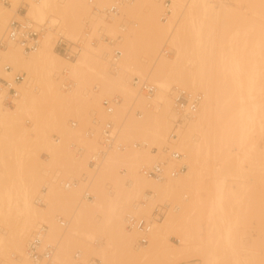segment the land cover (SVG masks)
I'll use <instances>...</instances> for the list:
<instances>
[{
  "label": "rangeland",
  "instance_id": "374dc122",
  "mask_svg": "<svg viewBox=\"0 0 264 264\" xmlns=\"http://www.w3.org/2000/svg\"><path fill=\"white\" fill-rule=\"evenodd\" d=\"M28 1L29 0H16L13 5L12 0H8L9 5L0 4V7H3V9L10 7L12 4V12L16 10L20 15H22L21 17H12L13 13H11L10 16L6 18L4 26L1 29L2 31H0V37L3 35L5 26L11 18L19 21L28 19V21H31L36 27L44 25L46 29L43 32L39 48L42 47L41 45L44 43L43 40L49 36L51 51L60 57L59 63L55 68L56 71L54 70L53 73L56 88L62 93H78L76 94V100L69 101L64 104H58L54 96L46 88H41L36 77L31 80L25 75L23 78V87L29 90L31 93L30 95H34L39 99V106L41 107L42 113H45L47 116H50L52 113L55 116L53 123L55 122L56 126L55 124H53V126L49 123L44 125L46 138H49L51 141L47 144H43V146L42 144L40 146L38 145L34 148L35 153H32V157L30 156V163H32L33 167L35 166V176H38V179L35 177L37 181L35 180L36 185L32 190V200L34 206L41 210L35 217L33 225L22 241L20 248L21 251L23 250L28 236L32 233L37 224L40 223L45 224L48 227L46 236L47 239L58 243L55 264H73L74 261L71 259V255L77 249L81 251V259L84 261L96 258L99 260V264H105L97 254V251H90L86 255L82 252V247L87 246L89 249L99 250L100 246L105 245L103 242L104 240L112 241V243L110 241L109 243L112 244L111 246L113 248H106L108 252L111 251L113 254L112 256H116L113 257V262H110L112 264H264V0H206L207 8L205 10L202 9L198 0H170V12L165 16V18H161L163 11L161 0H154L151 3L152 5L149 4V6H144L139 12H131V14L128 13L122 15L117 13L119 16L115 15L113 21H110V24L106 21L108 18H106V20L104 19L105 24L100 23L97 18L100 14H97L98 16H94L96 14L92 13V15L94 14V17H92L90 14L80 13L75 4H73L72 0H70V6L67 0H63L61 3L68 5V8L70 7V13L68 11L67 16L72 17V19H74L77 23L73 34L67 27L63 25L61 26L60 22L52 23L49 21L51 17H55L54 14H45L43 19L33 17L28 12L29 2L32 0ZM33 1L35 2L37 0ZM56 1L59 2V0ZM84 1L86 2V0ZM94 2L95 0H93V3L89 4L90 7L94 6ZM24 11H26V14ZM189 19L195 21L194 24L199 26L197 30L198 32H192L188 24ZM151 20L155 21V23H161L162 25L170 22V29L166 33L162 30H159L161 32H156L158 31V28H155L157 25ZM111 24L114 28L108 26ZM110 28L113 29L111 30ZM85 29H88L90 36L95 38L96 41L93 44L88 42L84 43L76 58L71 60L72 62L76 61L84 50L89 53L90 58L86 63L80 65V68L82 67L81 72L84 79L79 85V81L75 73L72 69L70 71L69 67L65 65L66 60H64V58L56 52L54 44L59 34H62L63 37L69 40L75 41L82 36ZM176 30L183 33L182 35L188 43V47L190 49L188 57L195 58L194 62H185L184 67H193L194 65L203 62L204 74H209V76L211 74L212 81L214 82L218 81L216 79H219L221 74L219 66L222 63V60L228 63H232L233 61L238 62L241 66V68H239L241 69V72L245 69L244 73L245 71L247 72L246 69H249V72H251V68H254L255 73L253 72V74L251 72V75L253 74V76H250L249 72L245 74H240V71L238 72L239 76L247 74L246 76L250 79L249 81H251L250 77H255L252 78V82H254L253 84L248 81L251 83V87L248 82H245V84L243 83L242 85V81V86L240 88L241 95L243 96L242 103H244L246 107L248 106L247 111L251 109L250 105H252V110L250 111H253V108H255L253 107L254 104L256 106L254 112L250 114L252 116L254 114V116L249 118V121H253L251 123L248 122L252 126L251 128L250 126L248 127L249 132H246L245 137L242 135V137L240 136L241 140L244 138L240 144L239 138L236 137L239 131H236L233 127L231 130L233 141L224 147L221 146V149H218V134H216V136L213 134L209 135L208 152H205V145L203 146L201 143L199 144L203 150L199 155V168H197L195 174L193 175L194 179L192 183L186 189H182L178 193L168 197L152 196V198H149L147 197V195H151V192L149 191H145L147 195L137 193L135 197H132L134 199H129L126 212L124 209V211L121 212V217H123L121 221L123 222V228L121 232H118L117 228H114L116 226H113L114 219H110L113 216L107 207L108 199L113 202L115 200L114 182L111 181L110 178H101L96 176V172H98V168L101 166L106 155L109 152L117 151L106 152L102 158L97 160L93 167L89 164L90 156L101 148L99 145V138H97L98 124H101L102 121L108 119L100 106V99L102 97L111 96H118L120 98V105L116 107L119 110L117 112V116H119L118 120L114 122V126L118 131V137L121 142L125 145H130L131 143L137 141L146 140L149 142L147 138L142 136L138 137L137 134H129L131 137L122 134L121 136L120 127L122 123L127 120L126 118L131 116V114L133 118L139 119V117H136L135 115L136 110L139 111L141 117L143 116V111H150V113H156V111H159L160 104H158L159 100L157 93H159L162 88L154 80H152V77L150 76V69L152 70V66L160 58L171 59L175 56V49L172 46L170 38ZM128 32L140 33V38L138 37L132 45L127 44L126 46H123L122 37L125 36V33L128 34ZM236 32L237 35H235ZM261 34L262 36H260ZM104 36H107L109 39L114 41L112 43L106 42L103 38ZM255 36L259 39V41L261 40L262 45H260V47L262 50L260 49L261 56L259 55L260 53H258L259 56L257 55L253 58L251 55L254 53L250 54L249 52L251 51L248 50L251 49V46L250 48L248 47L249 44L253 42V40H250L251 38L258 41ZM155 43L157 44L155 45ZM149 45L152 46L150 47ZM154 47H157L156 50H152ZM114 48L119 49L121 51V55L116 65L112 66L109 61V56ZM255 53L257 54V52ZM94 56L97 58H94ZM124 61H127L129 64L128 67L123 66ZM238 63H236V65H238ZM3 64H6V62L1 63L0 65V70L2 72ZM13 70L20 71L18 69ZM62 70L66 71V77L72 82L70 89L65 90L60 86ZM1 71L0 77L8 78L10 76V74H6L4 72L1 73ZM228 74L232 79V75H230V73ZM103 75L105 76L104 78ZM108 76L111 78L110 80L112 82L109 80ZM134 77L157 86L158 90L154 97L155 101L153 100L150 106H148L145 100L137 93V90L130 85V82L132 83ZM119 79L121 80L119 81ZM240 79L243 80L242 78ZM113 80L116 82L115 84L113 83ZM166 80H172V77H168ZM100 81L102 84H100ZM117 81H119V83ZM226 81L228 85L230 83L232 85L233 83L232 80L230 81V78H226ZM103 82L106 83L104 86ZM108 83L113 84L110 85ZM124 83L125 85L131 86L135 90L136 94L142 98V100L137 102L134 99L132 100L128 98L125 95ZM121 84L123 86H120ZM246 84L249 85L250 88H247L248 86H246ZM174 85L202 93V91L198 89L174 83H171L169 88ZM168 89L166 94H168ZM78 94L80 96H78ZM229 95L231 96L227 99L228 104L233 107H238L240 102L237 94L228 93V96ZM203 101L204 96L200 107L202 106ZM14 104V101L11 105L3 103L6 108L10 109L15 106ZM152 106L153 108H150ZM200 107L198 111L200 110ZM29 113L31 114L32 112ZM172 115L173 116L164 132V140L161 142L160 146L154 147L157 148L158 152H161L163 147L172 144L177 150L181 151V153L185 156V163L188 164L190 153H192L191 145L189 144L182 147L180 145V141L182 139L181 135H185V130L189 122L178 125V128L175 130L176 139L171 140L169 139V133L171 132L173 121L175 120L173 112ZM21 119L22 124L27 129H30L33 126V119L29 114L22 115ZM209 120L212 129L217 125L215 115L213 113L210 115ZM72 121L75 122L74 126H71L70 124ZM93 121L95 122L93 123ZM112 121H114V118ZM57 124H59V126H57ZM88 128L95 131V138L94 136L92 137V140L96 139L95 141L97 144L95 149L88 147L87 142L91 140V138L89 139V137L84 135V131ZM190 132V141H193V144H196L197 141L200 142V137L198 136L201 134L199 135L196 130ZM14 143L15 145L13 147V151H11L13 149L10 146L11 142H5L3 144L0 158V183L1 181H4L5 183L8 180V185H13L12 187L16 188L19 183V177L22 176L27 178L30 172H28L29 169H27L25 164L18 165L20 162V153L18 151L19 145L17 140H15ZM71 144H74V146ZM150 144L148 143L146 147L148 150L152 147ZM76 147H79L80 151L77 152ZM51 149H53V153L58 151L56 153L59 157L58 163H56L54 159L50 158V154L48 152H51ZM143 149L145 148H132L131 146H128L123 151H142ZM34 156L36 157L34 158ZM153 157L154 155L152 154L148 162H150ZM81 162H83L87 168H84ZM141 163L137 166L139 167ZM171 165L172 164H170V166ZM115 170L121 181L123 179V187L128 185L126 179L128 177V171L126 166L118 164L115 166ZM17 174L20 176L17 177ZM14 177L17 180H14ZM52 180L55 182H52ZM73 180L76 182L75 186H71L68 189L63 188L62 182H71ZM97 180L100 181L97 182ZM11 182L13 183L11 184ZM14 182L16 183V186L14 185ZM3 184L1 183L2 186ZM4 185H7V182ZM42 187L45 188L44 194H41L43 196L44 204L37 205L34 203L35 197L40 194ZM75 188L79 190L77 193L78 197L76 196L75 200H70V198L56 201L50 200V192L52 191L68 192ZM91 188H94L99 193ZM85 191L89 192L91 196L85 198L83 196ZM116 200L114 202L115 207L116 204L117 206L120 205V201L118 199ZM162 204L168 206L167 211L160 218V220L152 223L145 245L138 246V234L133 230L126 229L125 216L127 214H133L148 217L155 206ZM132 205H135V208H133ZM174 206L177 208H174ZM117 208H114L113 212L118 211ZM11 210H13V208ZM80 212L87 218L92 215L91 220L89 219V223L94 221L93 224H95L100 223L101 221L107 228H103V224L100 223V229L102 230L92 231L93 236L90 235L91 237H89V234L86 233L85 235L88 236L87 238L84 233H82L78 235L75 240L73 238L69 239L70 237H67V232L68 229L70 232L72 217L78 213L81 214ZM10 214V219H7H9V222L14 220L13 222L11 221L12 225H10L15 226V223L18 224V222H16V220L18 221L16 211L14 214L11 212ZM106 214L108 216H106ZM169 216L173 218L178 217L179 219L165 227V242L156 243L154 240L150 242L149 236L153 235L152 237L154 238L158 234V230L162 227H160V223H162ZM57 217H61L64 221H66L67 227L65 229L58 226L56 222ZM107 220L110 221V224L108 223L110 226H108L105 222ZM10 225L5 223L4 225L2 224L1 227L8 228ZM13 227H11V230L10 227L7 230L12 231L15 228ZM129 232H132L133 235V240L131 241L132 244H130L131 250H128L124 246L123 242H121V234L126 236ZM228 233V238H230L228 239L229 241L226 239V236H228L226 234ZM182 234L187 235V240L190 236L188 245L182 253L178 254L176 257H172L171 253L174 249L173 245L182 246V240L184 239L182 238ZM70 240H74L76 245L72 244L73 242ZM76 240L78 242H76ZM152 245H155L157 248L154 246V249ZM158 246H160V248ZM152 249L154 251H150ZM66 250H68L67 259L63 258L64 255H62V252L64 253ZM17 251L18 250L16 248L8 245L1 249L0 263L6 264L11 262V254L16 255L18 254ZM135 251H147L150 254H147L148 256L145 255L143 258H138L135 255Z\"/></svg>",
  "mask_w": 264,
  "mask_h": 264
},
{
  "label": "bare ground",
  "instance_id": "6f19581e",
  "mask_svg": "<svg viewBox=\"0 0 264 264\" xmlns=\"http://www.w3.org/2000/svg\"><path fill=\"white\" fill-rule=\"evenodd\" d=\"M15 1L16 0H12L13 5H14ZM67 1H68L69 6H70V0H67ZM152 1H154V0H133L132 2H129L127 4H123L119 8L118 14L122 15V14H128V13L131 14V12H134V13L139 12V11H141V9L144 6H149V4L152 5L151 4ZM198 1L200 2L202 9L205 10L207 8L206 0H198ZM61 2H63V0L62 1L59 0V2L56 0H37L34 2L32 0L29 2L28 12L33 17H35V18L38 17L40 19H43L45 14H54L55 17L50 16L51 18L49 19V21L52 23L53 22L54 23L60 22L61 26L63 25L65 27H67L68 30L73 34L75 29H76L77 23L74 21V19H72V17L67 16V12L69 11V13H70V7L68 8V5H66L65 3L62 4ZM72 2H73V4H75V6L77 7V9L79 10L80 13L90 14L92 17L98 16L100 14L99 17H97L98 21L100 23L105 24L104 19L106 20V17L102 13H100L99 11L94 10L93 6L90 7V5L88 3H86L84 0H72ZM107 4H108V0H95V2H94V6H96V8H100V9H102V7L104 8ZM11 5H10V7H7L5 9H3V7L2 8L0 7V31H2L1 29L4 26L6 18L8 16H10L11 13H13L12 17H21L22 16L16 10L12 12ZM209 6H211V5H209ZM24 12L26 14V11H24ZM92 13H95L96 15L93 14L94 15L93 16ZM189 13H190V11H189ZM115 15H117V14L112 15L110 18H108V20H106L108 22V24H110V21H113ZM117 16H119V15H117ZM156 19H157V17H156ZM27 21H28V19H27ZM151 21H153V20H151ZM107 22H106V24H107ZM194 22L195 21H193L192 19H189V21H188L189 27L192 30V32H194V31L198 32L197 30H198L199 26L198 25L196 26L194 24ZM153 23H155V21H153ZM155 24L157 25V27L155 26V28H158V31H156V32H161L159 30H162L163 32L166 33L170 29V22L166 23V24L164 23V25H162L161 23H157V22ZM108 26L113 27L112 24L108 25ZM113 28H110V29L112 30ZM121 29H122V27H121ZM155 30H157V29H155ZM130 32H128V34L125 33V36L122 37L123 38V41H122L123 46H126L127 44L132 45L138 37L140 38V36H139L140 33L138 34L137 32H132V33H130ZM237 32H238V30H237ZM237 32L235 33V35H237ZM157 34H160V33H157ZM182 34L183 33L178 32L176 30L172 34V37L170 38V40L172 42V46L175 49V56L171 59H169V58H166V59L160 58L159 59L158 58L159 60H157L154 63V65L152 66L153 67L152 70L150 69V72H151L150 76L152 77V80H154L162 88V90H160V92L157 93L158 94L157 97H158V100L160 102L159 103L158 101H156V102H158V104H160L159 111L157 112L155 110L156 113H154V112L150 113V111L149 112L143 111V116L141 118L139 117V119L133 118L132 114H131V116H128L126 118L127 120L124 123H122V125L120 127V135L122 134V135L131 137V135H129V134H137L138 137L142 136V137H145L148 139L149 142H147L145 140L147 142V145H148V143L149 144L151 143L150 145H152V146H160L161 142L164 140V132H165V130H166V128L170 122V119L173 116L172 115V107H170L171 101H170L168 94H166L167 89L169 88L171 83H174L177 85H182V86L183 85L189 86L193 89H198V90L202 91V93H203L202 95L204 96V101L202 103V106L200 107V110L195 114V116L185 122V123L189 122V124H188V126L185 125V126H187V128L185 130V135H181L182 139L180 141V145L182 147H185L186 145H189V144L191 145V152L192 153H190L189 163L187 164L186 172H184L183 174L178 175L174 178H167V179L162 180V181H155V180H151V179H148V178L141 176L137 170V167H138L137 165L139 163L148 162L150 157L152 156V153L148 150V148H145L142 151L141 150L140 151L139 150H125V151L109 152L106 155V157L104 158V160L102 161L101 166L98 168L99 170H98V172H96V174H97L96 176L101 177V178H110L111 181L114 182V184H113L115 187L114 197H115V200L118 199L120 201V205L118 204L119 206H117V204H116V207H115V203H114L115 200L113 202L112 200H109L107 198L108 199V206L107 207L109 208V210L111 211V214L113 216L112 218H110V217L109 218L111 220L114 219V221H113L114 225L113 226H116L114 228H117L118 232H121L122 228H123V222H121L123 217H121L122 216L121 212L124 210L126 212V207H127V204L129 203L128 202L129 199L130 200L134 199L132 197H135V195L137 193H142V194L147 195L145 193V191H149V192H151L150 193L151 195H147V197H149V198H152V196H165V197L167 196L168 197L170 195H174V194L178 193L182 189L183 190L186 189L192 183V181L194 179L193 175L195 174L197 168H199L198 167L199 155L202 153V150H203L199 144L201 143V145H203V146L205 145L204 146L205 152H208L209 151V148H208V145H209L208 144V137H209V135L213 134L214 136H216V134H218L217 135L218 136L217 139L219 140L218 149H221V146L224 147L228 143L233 141L232 140V134H231L232 133L231 130L233 129V127L235 128L236 131H239V133L237 132L238 134L236 137L239 138V140H240L239 144H240V142H242L244 140V138H242V140H241V137L242 136L245 137L246 132H249L248 127L250 126V128H251V126H252L249 123H251L253 120L249 121L250 120L249 118H252L254 116V114H253V116L250 114L254 112V109L256 108V106L254 104L253 107H255V108H253V111H250V110H252V105H250V107H251V109L249 108L250 112L247 111L248 106L246 107V105L244 103H242L243 96L241 95V92H240V88L243 85V83L245 84V82L247 83L250 80L248 78V76H246L247 74L244 75L245 79H244L243 75H240V76L238 75L239 71H240L239 72L240 74H243L245 69L241 72V69H239V68H241V66L238 62L233 61L234 63L235 62L238 63L239 66L236 65V63L234 64L232 62L233 63L232 64V63H228V62H225L222 60V63L220 65L221 67L219 66V70H221V74L219 76V79H216L218 81L214 82V81H212V75L211 74H210V76H209V74L208 75L206 73L204 74L203 62H200L199 64H196V65H194L195 64L194 63L193 67H189V66L187 68L184 67L185 62H194L195 58H189L188 57V54L190 53V49L188 47V43L185 41ZM260 36H262V34ZM250 40H253V42L251 43L252 45L249 44V47H248V48H250V46H251V49H248V48L247 49L249 51H251V52H249L250 54L254 53L251 56H253V58H254V56L258 55V53H260L259 55L261 56V51H260V49L262 50V48L260 47V45H262L261 40L259 41V39L257 37H256V40H258V41H255V39H253V38H251ZM43 41H44V43L42 42L43 43V45H41L42 47H40L36 52L31 53L30 55H24L21 52L20 48L14 44L8 45L7 47H5V49H0V65H1V63L6 62V64H9L13 69H18L20 71H23L25 73V75L28 78H30L31 80H32V78L36 77L40 83L41 88L42 87L46 88L54 96V98L58 104H64V103H68L69 101L76 100L77 99L76 94L78 92H73V93H64L63 92L62 93L60 90H58L56 88V84H55V80H54L55 78H54L53 73H54V70H55L57 64L59 63L60 57L51 51L50 43H49L50 42L49 36L46 37L45 40H43ZM258 42H260V43H258ZM262 42H263V40H262ZM156 44L157 43H155V45ZM253 47H254V49H253ZM156 48L157 47H154V48H152V50H156ZM255 52H257V54ZM89 58H90L89 53L84 50V51H82L81 55L76 59V61H74V62L66 61L65 65L69 67L70 71L72 69V71L75 73V75L79 81V85L84 79L83 78L84 76L82 77V72H81L82 67L80 68V65L83 63H86ZM94 58H97V57L94 56ZM232 60H234V59H232ZM96 61H97V59H96ZM127 61L123 62L124 67L129 66ZM202 61H204V60H202ZM188 65H189V63H188ZM246 70H247V72L250 71L249 69H246ZM3 72L1 71V73H3ZM247 72L245 71V73H247ZM251 72L252 73L254 72V68H251ZM251 72H249V75L253 76V74L255 72L252 75H251ZM228 73H230V75H232V79H231V77H229ZM227 74H228V76H227ZM105 76L107 77L106 74H105ZM105 76L103 75V78ZM241 76H243V77H241ZM168 77L169 78L172 77V80H169V81L166 80ZM108 78H109V76H108ZM226 78H230V81L232 80V82H233L232 85H231L230 81H229L230 84L228 85ZM240 78H242L243 80H241ZM250 78H251V81H249V82H251L253 84L254 82H252V78H255V77H250ZM110 79L111 78H109V80ZM27 80H29V79H27ZM116 80H117V78H116ZM120 80L121 79H119V81ZM119 81H117V82L119 83ZM253 81H254V79H253ZM25 82H28V81H25ZM74 82H75V80H74ZM241 82H242V85H241ZM249 82H248V84H250V87H251V83H249ZM113 83L115 84L116 82L113 80ZM100 84H102L101 81H100ZM104 84H106V83L103 82V86H104ZM108 84H110V83H108ZM112 84H110V85H112ZM122 84L120 86H123ZM124 85H125V83H124ZM130 85L136 89V86H134L131 82H130ZM131 86H128V85L124 86L125 95L128 98H130L132 100L134 99L135 101L139 102V100H142V98H140V96L138 94H136L135 90ZM246 86H248L247 88H250L249 85L246 84ZM17 88L19 91V97L16 100H13L15 102V104H14L15 106H13V108H11V109L6 108L3 105V103L0 101V158H1V152H2V148H3V144L5 142H11L10 146L13 148L15 145L14 141L17 140L18 145H19L18 151L20 153V162L18 163V165L19 164H25L27 166V169H29L28 172H30V173L27 176V178L22 177V176L17 174L18 175L17 177H19V176L20 177H19L18 186L16 188L12 187L13 185L12 186L8 185V180L6 181L7 185H4L6 183V182L4 183V181L3 182L1 181L2 184L4 183L3 186L0 183V227L2 224L4 225L5 223L10 225L11 221L12 222L14 221V220H11L9 222V219L11 217V216H9L10 212L12 214H14V212L16 211V215L18 216V221L16 220V222H18V224L15 223V226L13 225L15 228L13 226H11L12 224L9 226L10 230H11V227L14 228L12 231L7 230V229H9V227L6 228L7 225L4 228L3 227L0 228V250L3 249L4 247H6L7 245L13 246L14 248H16L18 250L17 253L19 255H22L23 250H24V247H23L22 251L20 249L22 241H23L24 237L26 236V234L29 232L31 226L33 225V221L35 220V217L40 213V210H41V209L34 206L33 200H32V190L36 185V181H37L36 179H38L37 178L38 176L37 177L35 176V174H36V172H34L35 166L33 167L32 163H30V160H31L30 156L33 155L32 153H35L34 148H36L38 145L40 146L42 144V146H43V144H47L48 142L51 141V140H49V138L48 139L46 138L44 125H46L48 123L52 124V125L55 124V122L53 123L55 116L52 113L50 114V116H47L45 113H42L41 107L39 106L40 105L39 99L36 98L34 95H30L31 93L29 92V90H27L23 87L22 82L18 84ZM120 88H122V87H120ZM228 93L237 94L238 100L240 102L238 107H233V106L228 104L227 99L231 96V95L228 96ZM78 96H80V95L78 94ZM78 100H79V98H78ZM150 108H153V106ZM151 110H153V109H151ZM118 111L119 110L116 108L114 110V113L110 117V119L112 118V120L114 118L113 122L118 120V116H119V115L117 116ZM29 112H32V113L30 114ZM248 112H249V114H248L249 117L247 115ZM212 113L215 115V119H216L215 121H216L217 125L211 129L209 117ZM25 114H29L33 119V126L30 129H27L22 124L21 118H22V115H25ZM106 117L109 118L108 116H106ZM55 126H56V124H55ZM57 126H59V124H57ZM193 130H196L199 135L201 134L200 136H198V137H200L199 138L200 142L196 140L198 137L195 139L197 141V143L199 142L198 144L196 142H194L196 144H193L192 143L193 141L191 142L189 139V135L191 133L190 131H193ZM238 135H239V137H238ZM94 138H95V136H94ZM95 140H92V138H91V140H89L88 142L86 141L89 148H91V149L96 148L95 146L97 143ZM234 145H235V143H234ZM54 146H58V145H54ZM48 147H49V144H48ZM229 147H228V150H229ZM13 150H14V148L11 151H13ZM51 150H52L51 152H48L50 154L49 155L50 158L54 159L55 162L58 163L59 157L56 154L58 151L53 153V149H51ZM54 151H56V150H54ZM35 157L36 156H34V158ZM81 164H83L84 168H87V166L83 162H81ZM118 164L125 165L126 169L128 171V177L126 178L128 185H126L125 187H123L124 185L122 184L123 179L121 181L118 173L115 170V166H117ZM20 166H22V165H20ZM22 175H23V173H22ZM15 177H16V175H15ZM15 177L13 178L14 180L16 179ZM35 177H36V179H35ZM98 181H100V180H97V182ZM52 182H55V181L52 180ZM12 183L13 182H11V184ZM16 183H17V181H16ZM16 183L14 182L15 186H16ZM73 186H75V184ZM91 189H94V188H91ZM78 191L79 190H77V188L72 189L68 192H66V191L65 192H61V191L60 192H57V191L53 192L52 191V192H50V200L56 201V200H60V199L64 200L66 198H70V200H75L76 196L78 197V195H77ZM96 192H98V191H96ZM93 194L95 195L94 192H93ZM101 194H103V193H101ZM95 197H96V195H95ZM104 197H106V196H104ZM98 199H99V196H98ZM112 199H113V197H112ZM119 207H120V209H119ZM132 207L135 208V205H132ZM12 208H13V210H11ZM114 208H117L118 211L113 212ZM14 209H15V211H14ZM17 216H16V218H17ZM91 216L87 218L86 216L82 215V213L81 214L78 213L76 215H73L72 226L70 227V232L68 229L67 237L68 238L70 237L69 239L73 238L75 240V238L82 233H84V235L86 233H88L89 237H91L90 235L93 236L92 231L102 230V229H100V227H101L100 223H102L101 221H100V223H95V224H93L94 221H92V223L91 222L89 223V221L91 220ZM106 216H108V215L106 214ZM7 218H9V219H7ZM106 219H108V218H106ZM177 219H179V218L178 217L173 218L170 216L167 217L162 223H160V227L161 226L162 227L158 230V234L154 238L152 237L153 235L152 236L150 235L149 241L152 242L154 240V242H156V243L165 242L164 241V239H165L164 238L165 227L169 226L170 224L175 222ZM107 221H109V220H107ZM107 221H105L107 223V225H108V223L110 224V221L109 222H107ZM180 225H181V223H180ZM108 226H110V225H108ZM102 227L104 228L106 226H104V224H103ZM227 229H228V227H227ZM50 232H52V231H50ZM89 232H91V233H89ZM102 233H103V231H102ZM109 233H111V232H109ZM31 234L29 236H31ZM109 235H111V234H109ZM189 235H190V233H189ZM226 235H228V236H226V239L227 240L230 239V238H228L229 233ZM121 236H122L121 242H123L124 246L128 250H131L130 244H132L131 241L133 240L132 232L131 233L129 232L128 234H126V236L121 234ZM182 236H183L182 238H184L182 240V242H183L182 246L173 245L174 249L171 253L172 257L178 256V254L182 253L188 245V240H189L190 236L188 237V240H187L186 234H182ZM86 237L88 238V236H86ZM112 237H113V234H112ZM110 238H111V236H110ZM74 240L73 241L70 240V241L73 242L72 244L76 245ZM109 241L110 240H104L103 242L105 245L100 246L99 250L89 249L88 246L82 247V252L84 255H86L90 251H93V252L97 251V254L99 255V257L103 260V262L105 264H112L110 262H113L112 261L113 257H116V256H112L113 254L111 253V251L108 252L106 250V248L112 247L111 246L112 241H110L111 243H109ZM76 242H78V241L76 240ZM24 246H25V244H24ZM150 247H151V244H150ZM155 247H154V249H155ZM158 247L160 248V246H158ZM150 251H154V250L152 249ZM115 252H114V254H115ZM147 254L149 255L150 253L147 251L146 252L145 251L144 252L137 251L135 255L138 258H143ZM62 255H64L63 258L67 259L68 250H66V252L64 251V253L62 252ZM67 261H69V260H67ZM19 264H30V263L27 262L25 259H23L20 261Z\"/></svg>",
  "mask_w": 264,
  "mask_h": 264
},
{
  "label": "built area",
  "instance_id": "2783aa9c",
  "mask_svg": "<svg viewBox=\"0 0 264 264\" xmlns=\"http://www.w3.org/2000/svg\"><path fill=\"white\" fill-rule=\"evenodd\" d=\"M133 0H108V4L98 9L93 6V9L102 13L106 18H110L112 15L117 14L119 8L123 4L132 2ZM88 4L93 3V0H86ZM163 11L162 17L170 12V0H161ZM1 5H9L8 0H0ZM45 27H36L31 21L23 20L19 21L11 18L4 29L3 35L0 37V48H5L10 44L18 46L23 54L34 53L38 50L40 41L45 31ZM106 42L112 43L114 40L109 39L107 36L103 37ZM95 38L90 36L88 29H85L82 36L75 41L69 40L62 35H58L54 44V48L58 54H60L64 60L71 61L76 58L81 47L84 43L88 42L93 44ZM121 51L114 48L109 56V61L112 66H115ZM2 70L10 74L8 78L0 77V101L6 105H11L18 95V84L23 81L25 76L24 72L14 71L9 64H3ZM66 71L62 70L61 73V88L67 90L70 89L72 82L66 77ZM132 84L136 86L137 93L145 100L148 106L151 105L155 94L157 93V86L149 83L145 80H139L137 77L133 78ZM168 96L171 101L172 112L175 116L171 132L169 133V139H176L175 130L178 125L185 123L189 119L193 118L198 112L200 104L203 99V95L200 92L186 89L181 86H171L168 90ZM120 104V98L118 96L102 97L100 99V106L103 113L109 118L98 124L97 134L99 138V145L101 148L90 156L89 164L93 167L97 160L108 151H123L126 147L131 146L132 148H146V141L133 142L130 145H125L119 140L118 131L114 126V122L110 117L114 113L116 106ZM136 117H141L138 110L135 111ZM95 121H93L94 123ZM71 126L75 125V122H70ZM95 134L93 129H86L84 135L92 138ZM74 146V144H71ZM76 151H80L79 147H76ZM149 151L154 155L153 159L147 163H141L138 167V172L141 176L155 180L162 181L167 178H174L180 174H183L187 169L185 163V156L181 151L177 150L174 145L170 144L162 148L161 152H158L157 148L152 146ZM170 164H172L170 166ZM76 184L73 181H64L62 186L64 189H68ZM45 188H41L39 195L35 197V203L37 205H43V196ZM85 198L90 197L89 192L83 193ZM174 208H177L174 206ZM168 206L165 204L155 206L148 217L140 215L127 214L125 216V227L126 229L137 232L138 246H143L147 242V235L151 230L153 222L160 220V218L167 211ZM58 226L62 229L67 227L66 221L61 217L56 218ZM48 227L45 224H38L33 230L31 236H29L25 242L24 250L22 255H12V261L6 264H19L21 260L25 259L30 264H55V256L58 250V243L52 242L47 239ZM81 252L79 249L75 250L71 259L74 261L73 264H99V260L96 258L84 261L81 259ZM1 264V263H0Z\"/></svg>",
  "mask_w": 264,
  "mask_h": 264
}]
</instances>
